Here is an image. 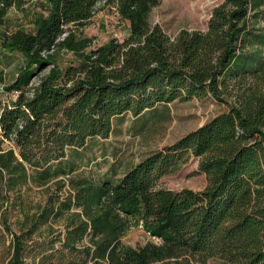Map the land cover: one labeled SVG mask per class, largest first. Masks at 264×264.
<instances>
[{"label": "trees", "instance_id": "16d2710c", "mask_svg": "<svg viewBox=\"0 0 264 264\" xmlns=\"http://www.w3.org/2000/svg\"><path fill=\"white\" fill-rule=\"evenodd\" d=\"M17 1L0 0V25ZM161 1L50 0L33 30L4 36L25 65L0 111V225L11 236L1 264H264V0H223L207 30L175 38L151 22ZM101 4L130 34L95 48L76 29ZM63 51L78 65L60 69ZM208 97L228 109L119 179L79 172L128 116ZM192 157L204 190L160 185ZM33 186L44 201H27ZM134 226L152 239L124 244Z\"/></svg>", "mask_w": 264, "mask_h": 264}, {"label": "rangeland", "instance_id": "374dc122", "mask_svg": "<svg viewBox=\"0 0 264 264\" xmlns=\"http://www.w3.org/2000/svg\"><path fill=\"white\" fill-rule=\"evenodd\" d=\"M222 3L223 0H162L153 10L151 22L161 25L171 38H175L184 29L205 31L214 9ZM49 5L50 0H18L9 11L6 23L0 25V111L17 99L19 93L9 92L7 87L14 83L25 65V57L21 52L3 47L4 36L19 29L33 30L39 15L48 14ZM76 31L78 36L91 39L92 47L96 48L113 39L123 42L130 34V27L128 21L117 13L115 6L101 4L89 24ZM57 56L58 65L63 71L78 65L76 57L70 52L63 51ZM49 70L50 68L45 70L42 75ZM39 78L40 76L33 78L31 83H37ZM227 109V106L216 102L212 97L193 98L185 102H173L168 108L161 106L134 122L128 116L119 128L120 134L112 135L105 141L98 140L85 151V157L95 161H90L91 165L89 163L87 170L81 169L79 172L96 178L98 175L113 173L111 176L117 180L152 152L174 144ZM198 166L199 160L192 157L179 171L164 176L160 185L175 192H200L205 189L207 179L198 172ZM27 196L29 202H42L47 197L46 187L33 186ZM15 221L12 219L14 230L17 228ZM150 239V235L141 226H134L122 240L128 246L137 247ZM10 243L11 236L0 225V264ZM208 264L226 263L212 259Z\"/></svg>", "mask_w": 264, "mask_h": 264}]
</instances>
